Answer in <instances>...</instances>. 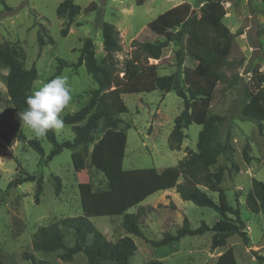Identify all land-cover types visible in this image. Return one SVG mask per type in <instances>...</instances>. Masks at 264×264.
Returning <instances> with one entry per match:
<instances>
[{
    "label": "rangeland",
    "instance_id": "obj_1",
    "mask_svg": "<svg viewBox=\"0 0 264 264\" xmlns=\"http://www.w3.org/2000/svg\"><path fill=\"white\" fill-rule=\"evenodd\" d=\"M61 1L0 0V45L20 50L25 67L35 65L38 76L31 94L54 74L58 57L77 62L79 49L86 38L92 40L97 60L103 58L102 22H110L119 30L121 50L115 55L122 65L124 60L144 57L133 44L134 39L155 41L175 32L170 24L169 9L186 3L190 11L198 12L204 0H143L141 5L136 4V0H73L80 5V12L71 21L67 15L57 14ZM223 3L226 8L223 22L234 37L224 67L225 76L214 89L209 109L211 114L224 118L219 126L220 140L224 141L230 132L232 149L220 155L214 167L223 166L225 169L221 187L228 203L239 207L249 243L245 246L238 234H232L221 239L219 246L211 250L212 232L206 231L195 236H183L170 244L153 246L147 239H160L164 232L174 234L184 217L193 228L202 221L211 227L219 218L212 208L183 200L176 190L178 206L170 195L161 201L162 192H156L140 203L149 210L141 218V231L145 238L132 235L136 250L130 264H145L149 260H160L166 264H215L220 256L223 264L232 260L236 264H259L255 253L264 255V213L250 212L245 203L252 180L264 182V137L253 122L241 119L240 112L247 101L245 87L253 71L258 70L264 75V0H224ZM40 24L44 27L41 33L45 41L41 47L37 41ZM65 27L68 29L63 35ZM205 43L210 45L209 35L205 36ZM177 48L178 45L171 43L165 57L149 58V63L158 64L160 75L178 72ZM7 72L8 68L0 66V264H31L25 256L27 253H33L49 264H88L81 251L74 253L69 260L61 258L62 250L34 251L32 240L38 226L75 215L87 216L112 241L123 236L121 215H96L93 211L92 194L107 188V179L90 161L92 144L86 148L63 149L40 168L39 154L26 143L17 141L15 129L21 130L27 138H37L46 154L52 145L46 137H36L13 108L4 80ZM122 75L118 73V77ZM56 76H66L72 89V100L62 115L85 105L96 87L84 65L65 67ZM117 87L116 80L112 81V98L122 119L118 127L127 134L124 169L155 167L161 170L176 165L188 148L196 149L201 126L194 123L184 130L186 137L180 150L168 147L174 118L183 109L182 99L174 91L156 89L120 94ZM55 135L62 142L72 140L74 132L70 125L65 124L64 129ZM246 143L254 157L250 163L242 157ZM20 170L30 174L41 172L42 191L38 201H35V181L23 182L6 191L9 181L24 176ZM53 175L60 177L61 191L58 195L54 191ZM209 194L217 201L216 193ZM136 210L135 206L129 212ZM61 230L66 243L74 245L76 236L73 229L61 226Z\"/></svg>",
    "mask_w": 264,
    "mask_h": 264
},
{
    "label": "trees",
    "instance_id": "obj_2",
    "mask_svg": "<svg viewBox=\"0 0 264 264\" xmlns=\"http://www.w3.org/2000/svg\"><path fill=\"white\" fill-rule=\"evenodd\" d=\"M224 0H204L198 12L189 10V5L182 3L168 11L170 24L175 32L165 39L155 41L134 39L137 50L144 54L143 58L124 60L120 65L116 53L121 50L119 30L114 24L104 21L101 24L102 43L105 54L98 61L90 38H86L79 49L77 62H68L57 58L53 75L47 82L60 74L65 67L75 68L84 65L92 76L96 87L91 91L88 102L78 110L62 115L64 124L70 125L74 132L72 140L59 142L55 132L50 130L46 136L52 148L45 153L37 138H27L21 130H16L17 141L26 143L40 156L39 166L42 168L63 149L78 146L87 147L92 144L90 161L107 179V188L92 194V205L96 215H121L122 228L125 234L112 241L99 231L85 215L65 216L59 221L40 225L34 233L32 248L34 251L53 252L62 250L61 258L69 260L81 251L85 254L88 264H130L129 260L136 250L133 236L145 238L141 231V218L149 210L140 205L148 196L162 190L172 189L179 193L183 200L193 202L197 206H205L215 210L219 218L210 227L204 221L195 228L191 227L187 217L174 234L164 232L157 240H149L153 246H162L179 240L183 236H195L211 231V250L219 246L221 239L238 234L245 246L249 236L239 207H233L221 187L224 167H214L220 155L230 152L231 133L228 132L224 141L220 140L219 126L224 118L210 113V102L213 92L224 76V67L232 47L234 34L223 22L226 14ZM143 0H136L141 5ZM57 14L67 15L71 21L80 12V5L73 0H63L57 6ZM68 27L62 30L66 34ZM40 24L37 31L38 45L45 41ZM211 37L209 46L205 36ZM53 41L52 39H50ZM178 45L175 50L178 72L160 75L158 64L149 63V58L160 59L170 51V44ZM0 66L8 68L4 80L7 94L13 108L21 113L27 107L26 97L31 95L33 82L37 79L35 65L25 67L20 50L11 46L0 45ZM180 68V69H179ZM123 75L118 77V73ZM116 80L120 94L174 91L182 99L183 109L174 118V125L168 135V147L180 150L184 132L191 124L200 125L196 149L188 148L183 158L174 166L161 170L155 167L123 168V159L127 134L118 127L122 122L118 116L112 98L111 82ZM264 75L254 70L245 87L247 101L241 107V119L253 122L260 135L264 137ZM84 122L83 124H80ZM7 141V140H6ZM8 142V141H7ZM242 157L250 163L254 157L249 153V144L242 148ZM235 168L236 165H233ZM9 181L7 190L26 181H35V201L42 191V175L24 173ZM1 178V174H0ZM181 179V180H180ZM54 191H61L60 177L53 175ZM204 188V189H203ZM209 192L217 194L215 201ZM247 208L252 213H264V182L253 179L251 188L245 196ZM135 212H129L132 207ZM150 209V208H149ZM61 226L73 229L76 240L68 245L64 239ZM31 264H49L38 259L33 253L25 254ZM255 257L259 264H264V255L257 252ZM222 256L219 262L223 264ZM145 264H166L160 260H149ZM228 264H236L233 260Z\"/></svg>",
    "mask_w": 264,
    "mask_h": 264
},
{
    "label": "clouds",
    "instance_id": "obj_3",
    "mask_svg": "<svg viewBox=\"0 0 264 264\" xmlns=\"http://www.w3.org/2000/svg\"><path fill=\"white\" fill-rule=\"evenodd\" d=\"M72 100V89L66 76H56L26 97L23 124L36 137H46L50 130L60 132L65 124L62 114Z\"/></svg>",
    "mask_w": 264,
    "mask_h": 264
},
{
    "label": "crops",
    "instance_id": "obj_4",
    "mask_svg": "<svg viewBox=\"0 0 264 264\" xmlns=\"http://www.w3.org/2000/svg\"><path fill=\"white\" fill-rule=\"evenodd\" d=\"M158 192H162L161 193L162 199H160L161 201H163L166 198V195H170V198L173 200V202L176 204V206H178L177 203L175 202V200H177V198H178L176 195L178 193L175 191V189L172 188V189L162 190V191H158ZM173 192H176V193H173Z\"/></svg>",
    "mask_w": 264,
    "mask_h": 264
}]
</instances>
